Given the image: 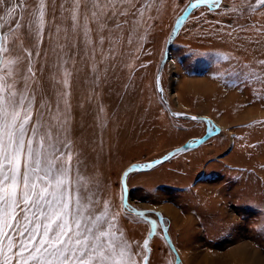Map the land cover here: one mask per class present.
Segmentation results:
<instances>
[{
	"label": "rangeland",
	"instance_id": "rangeland-1",
	"mask_svg": "<svg viewBox=\"0 0 264 264\" xmlns=\"http://www.w3.org/2000/svg\"><path fill=\"white\" fill-rule=\"evenodd\" d=\"M194 1L80 0L77 9L75 0H46L38 44L35 24L31 32L28 25L39 0H15L11 17L5 0L0 76L13 86L5 95H34L27 138L39 129L33 147L43 139L47 159L68 155L70 146L73 188L90 198L85 223L101 217L136 264L178 257L202 264L195 248L220 255L239 245L253 254L246 264H264V5L222 0L195 9L166 56L177 19ZM170 109L201 118H177ZM209 128L220 132L131 182L130 206L163 215L173 250L155 214L125 207L122 177Z\"/></svg>",
	"mask_w": 264,
	"mask_h": 264
},
{
	"label": "snow or ice",
	"instance_id": "snow-or-ice-1",
	"mask_svg": "<svg viewBox=\"0 0 264 264\" xmlns=\"http://www.w3.org/2000/svg\"><path fill=\"white\" fill-rule=\"evenodd\" d=\"M4 4L0 0V7ZM75 4L78 9L80 0ZM258 4L264 5V0ZM16 7L12 0L6 9L9 17ZM34 17L28 27L31 32L35 24L39 44L46 23V0H39ZM72 18L77 20V15ZM22 27L17 22L16 28ZM4 40L0 35V63H5L3 56L8 51ZM27 56L31 61L33 53L29 51ZM28 71L35 75L31 68ZM12 87L0 76V264H136L130 245L117 243L100 223L101 217L91 225L85 223L90 198L79 187L73 188L70 146L68 155L55 159L43 157V139L40 149H34L39 129H31L32 138L27 134L35 97L21 94L17 99L15 91L5 95ZM42 160L45 167H41ZM144 248L147 250V243Z\"/></svg>",
	"mask_w": 264,
	"mask_h": 264
},
{
	"label": "water",
	"instance_id": "water-1",
	"mask_svg": "<svg viewBox=\"0 0 264 264\" xmlns=\"http://www.w3.org/2000/svg\"><path fill=\"white\" fill-rule=\"evenodd\" d=\"M222 0H197L192 2L187 9L185 10V12L177 19V22L175 24V27L169 37L168 43H167V47H166V56H168L170 54V50L171 47L176 39V37L179 34V31L181 30V28L184 26L185 22L187 21V19L189 18V16L192 14V12L199 8V7H212L214 6L217 2H221ZM193 4H196L197 7H192ZM1 35V33H0ZM165 62V61H164ZM158 84L160 86V74L158 76ZM167 105L169 106V104L167 103ZM171 113L173 115H175L177 118H183V119H191V120H196L199 119L201 117H197V116H193L190 114H186V113H178V112H174L170 109ZM193 117H195V119H192ZM205 120H209L207 118H205ZM220 132V130L218 129L217 131H214L212 128H209L207 130V133L205 136H203L202 138L198 139L195 142H189L179 148H176L174 150H172L171 152H169L168 154H166L164 157L157 159L155 161L149 162V163H145V164H134L131 165L130 167H128L122 177V186L124 189V205L127 209H129L131 213L137 215V213H143L144 215H138V216H147L150 214H155L159 221L160 224L162 226L163 229V233L164 236L167 240V242L169 243L170 247H172L173 250H175V245L173 244L171 237L169 235L168 229L165 225V219L163 217V215L158 212V211H152V210H139L137 208L131 207L130 203H129V193H128V177L129 175H131L132 173L135 172H143V171H149L154 169L155 167L165 163L166 161L172 159L173 157H175L176 155H179L181 153H185L188 151H192L194 149H197L199 146H201L204 142H206L207 140H209L210 138H212L213 136H215L216 134H218ZM176 264H181V259L180 257L177 258V262Z\"/></svg>",
	"mask_w": 264,
	"mask_h": 264
},
{
	"label": "crops",
	"instance_id": "crops-1",
	"mask_svg": "<svg viewBox=\"0 0 264 264\" xmlns=\"http://www.w3.org/2000/svg\"><path fill=\"white\" fill-rule=\"evenodd\" d=\"M190 49V45L187 43V46H180V48L177 49L178 51V54L176 55V59L175 61L177 60L178 62L180 61L179 58L182 57L183 53L184 52H188ZM181 55V56H180ZM179 57V58H178ZM175 58V57H174ZM194 72V70H192V73ZM156 168V167H155ZM152 169V170H149L151 171L150 173H145V172H149V171H143V172H135V173H138V175H132L130 176V181H129V184H130V187H128V193L130 191H132V188H131V182L136 179V178H146V175H152L154 174L157 169ZM134 174V173H133ZM141 174V175H140ZM132 178V179H131ZM129 179V178H128ZM195 195H200V194H196ZM157 210H160V209H157ZM163 210V209H162ZM215 247V246H214ZM209 250H210V253H207V252H203L201 253V251H198L197 248H195V251L202 256V264H242L243 262L241 261L242 259V256H244L245 258V255L250 253V256H253L252 252L248 251L247 253L243 251V246L239 245V246H234L231 248V250H227V251H224L222 254L220 255H212L214 254L215 252L217 251H221L220 249H211L210 247H208ZM221 248V247H220ZM208 250V249H207ZM241 250L244 252L242 253ZM205 256V257H203ZM248 256V255H247ZM253 259V257H252ZM235 260V261H234ZM248 261V260H247ZM251 263V258H249V261ZM245 264H246V261H245Z\"/></svg>",
	"mask_w": 264,
	"mask_h": 264
},
{
	"label": "bare ground",
	"instance_id": "bare-ground-1",
	"mask_svg": "<svg viewBox=\"0 0 264 264\" xmlns=\"http://www.w3.org/2000/svg\"><path fill=\"white\" fill-rule=\"evenodd\" d=\"M164 211L166 212V211H168V210H167V209H164ZM174 216H175V215H174ZM176 217H177V216H175V218H176ZM242 249H243V251H244V252H246V253L248 252V251H247V250H248V248H247V247H245V248H242ZM243 251L241 250V252H242V253H244ZM185 257H187V256H185ZM187 258H188V257H187ZM185 260H186V258H185ZM241 261H242V262H245V261H246V259L244 258V256H242V259H241ZM251 263H252V264H256V262L254 263V261H253V260H251Z\"/></svg>",
	"mask_w": 264,
	"mask_h": 264
}]
</instances>
